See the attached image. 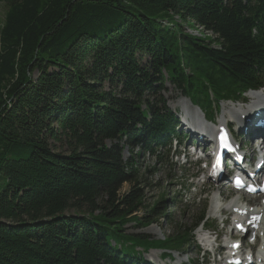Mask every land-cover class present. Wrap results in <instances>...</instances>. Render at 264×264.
Segmentation results:
<instances>
[{
  "label": "trees",
  "instance_id": "1",
  "mask_svg": "<svg viewBox=\"0 0 264 264\" xmlns=\"http://www.w3.org/2000/svg\"><path fill=\"white\" fill-rule=\"evenodd\" d=\"M241 1L0 0V264H149L188 246L202 208L162 241L127 232L174 203L147 206L140 155L122 154L165 140L167 83L229 98L261 85L264 38Z\"/></svg>",
  "mask_w": 264,
  "mask_h": 264
},
{
  "label": "rangeland",
  "instance_id": "2",
  "mask_svg": "<svg viewBox=\"0 0 264 264\" xmlns=\"http://www.w3.org/2000/svg\"><path fill=\"white\" fill-rule=\"evenodd\" d=\"M6 16V8L3 5V3H0V24L3 25L4 20ZM190 34H193L198 37H203L204 39H209L212 37L211 32H205L203 29L200 28H192L187 31ZM167 89L168 94L166 97H168L172 101V105L174 104H181L185 103L184 99L182 98V95L175 92L174 89L171 87L169 83H167ZM251 96V94H250ZM173 108V107H172ZM200 121V120H199ZM188 143V142H186ZM203 145V144H201ZM140 151V150H139ZM183 151H185V148H183ZM134 154H139V159H131L134 157ZM123 159L125 161L133 160L139 167L140 172L145 173L147 185H142L144 191V196L146 198V205L152 206L154 202H156L158 199H160V196L167 193L168 199H174L177 202V207H174L173 205L168 206V212L171 214V220H160L157 224H153L151 226H139L136 227L134 224H129L125 228L128 233H132L134 235H140L143 237H148L151 240L156 241H162L165 238L169 237L174 233V231L177 230L178 225L186 226V228L190 229L195 221L196 215L199 213L200 208L198 207L199 204H202V201H197L195 204L193 202L195 192L192 190V180L191 176L195 173V171L191 170H185L184 168H170L169 166L161 165L160 163H156L153 158L148 156L147 154H143L141 151L138 152V149L136 148L133 152L132 148H130L128 151L124 150L123 152ZM132 156V157H131ZM210 160V159H207ZM156 169L157 172H152V170ZM147 170H151L153 174L147 173ZM159 171V172H158ZM147 173V174H146ZM176 176L178 179L179 184L187 185L186 188H180L172 185H176L177 183L172 182L170 180V177ZM185 180H188V182H184ZM146 187H150L149 189ZM130 186L125 185L123 187V193L129 191ZM218 196V193L215 192L210 195L209 200L207 199V203L212 202V206L209 210V215H216L218 214L219 210H214V203L219 202L216 197ZM211 201V202H210ZM180 202V205L178 203ZM199 203V204H197ZM214 207V209H213ZM238 207H241L240 205ZM213 209V213H212ZM74 212H69L68 214H73ZM212 213V214H211ZM144 211H141L138 215L145 216ZM149 216V215H147ZM208 217V214H207ZM154 218H157L156 216ZM149 219V218H148ZM170 221V222H169ZM172 221V223H171ZM174 224V225H172ZM172 225V226H171ZM175 225L177 227H175ZM174 230V231H173ZM114 246V245H113ZM118 249H121L120 246H118ZM130 259H133L134 257L129 254ZM164 253L162 251H151L148 254L145 255V261L149 264H169V260L163 261L165 258H163ZM193 256V255H190Z\"/></svg>",
  "mask_w": 264,
  "mask_h": 264
},
{
  "label": "bare ground",
  "instance_id": "3",
  "mask_svg": "<svg viewBox=\"0 0 264 264\" xmlns=\"http://www.w3.org/2000/svg\"><path fill=\"white\" fill-rule=\"evenodd\" d=\"M260 97H261V94H259V93H252L251 94L250 98L253 100L252 101V106H257V105H261L262 106L263 102H260ZM233 111L235 113H237V111H235V110H233ZM200 145H201V143L198 144V146H200ZM238 206H239V203L238 202H234V203H232L230 205V208L235 209V208H238ZM214 207H215V209H214ZM214 207H213L214 210H217V211L220 210V203L215 201ZM213 209H212V213L214 212Z\"/></svg>",
  "mask_w": 264,
  "mask_h": 264
},
{
  "label": "snow or ice",
  "instance_id": "4",
  "mask_svg": "<svg viewBox=\"0 0 264 264\" xmlns=\"http://www.w3.org/2000/svg\"><path fill=\"white\" fill-rule=\"evenodd\" d=\"M225 147H228L226 138H225ZM235 183H236L237 187H241V188L245 187L244 182L239 177H237ZM248 190L249 191H256L255 188H251V187H249ZM261 191H264V189H261ZM238 227L240 228L241 231H245V229L242 226L238 225ZM233 247H239V245L235 244V245H233ZM233 264H239V261H235V262H233Z\"/></svg>",
  "mask_w": 264,
  "mask_h": 264
}]
</instances>
